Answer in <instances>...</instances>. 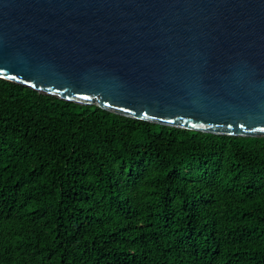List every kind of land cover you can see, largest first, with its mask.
<instances>
[{
  "label": "trees",
  "instance_id": "16d2710c",
  "mask_svg": "<svg viewBox=\"0 0 264 264\" xmlns=\"http://www.w3.org/2000/svg\"><path fill=\"white\" fill-rule=\"evenodd\" d=\"M0 264H264V136L0 77Z\"/></svg>",
  "mask_w": 264,
  "mask_h": 264
},
{
  "label": "water",
  "instance_id": "95a60500",
  "mask_svg": "<svg viewBox=\"0 0 264 264\" xmlns=\"http://www.w3.org/2000/svg\"><path fill=\"white\" fill-rule=\"evenodd\" d=\"M0 77L140 119L264 136V0H0Z\"/></svg>",
  "mask_w": 264,
  "mask_h": 264
}]
</instances>
